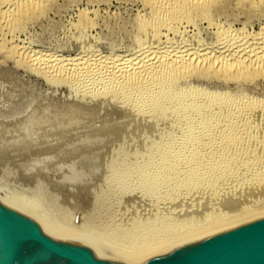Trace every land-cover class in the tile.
I'll return each instance as SVG.
<instances>
[{"label": "rangeland", "instance_id": "obj_1", "mask_svg": "<svg viewBox=\"0 0 264 264\" xmlns=\"http://www.w3.org/2000/svg\"><path fill=\"white\" fill-rule=\"evenodd\" d=\"M146 1L47 0L42 11L29 12L19 23L0 19V187L38 202L35 194L40 196L52 214L37 207L35 211L62 236L90 237L110 246L125 244L143 230L175 229L215 210L234 211L242 201L264 192V76L241 86L218 75L199 74L180 82V88L191 84L208 98L230 97L242 110L244 119L237 125L229 124L226 117L223 124L212 125L214 131L229 126L224 138L235 129L248 133L238 141V149L214 158L209 147L218 139L212 136L202 144L194 133H185L188 124L196 123L195 114L184 113L186 97L174 109L164 103L146 108L141 95L114 91L103 76L87 81L80 73L60 75L38 65L51 62H33L42 53L72 60L95 51L103 57L132 56L152 42L153 28L143 31L144 23L153 18ZM221 2L212 11V20L194 15L192 22L177 25L180 35L165 28L161 32L169 34L172 43L183 38L180 41L192 43L194 50L201 44L215 47L223 30L230 35L264 33L263 8L237 0ZM7 7L0 13L11 18L14 10ZM18 45L33 51V58L17 52ZM246 106L260 109L251 119L244 112ZM211 109L204 114L220 110ZM188 145L194 146V153ZM198 150L208 153L203 163H185L171 183L161 181L168 170ZM187 178L194 182L182 186Z\"/></svg>", "mask_w": 264, "mask_h": 264}, {"label": "bare ground", "instance_id": "obj_2", "mask_svg": "<svg viewBox=\"0 0 264 264\" xmlns=\"http://www.w3.org/2000/svg\"><path fill=\"white\" fill-rule=\"evenodd\" d=\"M221 1L222 0H147L146 2L151 8L153 18L149 23H144L146 25L144 26L143 31L150 32L151 28H153L152 30L154 34L152 35L153 36L152 42L149 45H147V47L143 46L137 51H135L132 56L130 55L128 57H123V58L122 57L114 58L113 55H110V56L103 57L100 54H97L98 52L96 53L95 51V54L94 52H89V54L86 56L82 54L83 56L79 57V59L72 60V59L62 57V56L57 57V55L50 56L49 54L39 53L40 55H38V57L36 56L37 59L35 58V61L33 62H37L36 65L41 62L44 63V61L49 62V63L51 62L50 65L49 63L47 64L49 66H42L41 64H38V65L40 67L48 68L52 73L57 72L60 75L61 74L67 75L66 73H69V76L70 75L73 76V74L75 73L77 77V75L80 73L82 76V79L84 78L87 81L94 80V79H97L103 76V78L108 79V83L109 81H111L110 82L111 86L109 85L108 87L112 88V90L115 87L114 91L116 88H119L122 90L123 93H126V94L129 93L130 91H133V93L131 94L138 93L139 95H141L144 99L141 105H144L146 108H148L149 106L157 107L161 105L162 103H164V104H169L171 108L174 109L177 107L176 103H178L181 98L186 97V102L182 103L184 107V113L189 116L191 115L193 116L195 114L192 118L193 120H195L196 122L195 125L197 126H195L192 123L188 124V126L185 124L187 126V128H185L186 130L185 133L186 134L194 133L196 136L195 138H197L198 141L201 142L202 144L203 142H205V140L208 141L209 138L211 139L212 136L215 137L216 139H218L217 140L218 142L215 143V141L213 140L215 144L214 145L212 144L211 146L209 145L210 146L209 150L213 152H209V153L215 152L212 155L214 156V158L218 157V155L224 158L228 156L227 152L230 153V150L232 149L234 150V148L238 149L237 145H239V143L241 142L240 140H242V138H244L246 134L248 135V133L247 131L246 132L244 131V133L242 132L243 133L242 134L241 133L242 129L241 131L233 129L234 132L227 138H224V134L230 131L229 126H227V128L220 127L222 129L219 128V130L217 129L218 131H214L215 128L212 125H215L216 123L218 125V123L221 122L222 117H226V120H228L229 124L231 125L240 123L244 119L243 113L241 112L242 110L239 109L238 106H235L236 105L234 104L235 101L230 97L228 98L223 97V98L218 99L217 97L213 98V95H212V98H208L207 95L203 96L204 93H198L197 90L193 88L191 84H189L190 87L188 85V88H180L179 85H180V82L182 81L187 82L190 77L192 76L194 77V75H199V74L204 75V76L218 75L227 81L228 80L234 81L237 84H240V86L243 83L246 84V83H251V81L253 80L255 81V79L259 76L261 77V75L263 77L264 76V33L260 34L259 36H248L244 34L243 35L242 34L241 35H238V34L230 35L227 30H226L227 32H225L222 29L223 32L219 31L218 33L219 36H218L217 41L219 42L217 43V45H215V47L212 48L210 46L211 47L210 48V47H207V45L205 46L204 44H201L200 49L198 47L199 50H196V48L194 50L195 46L193 47L192 43L191 44L188 43L189 45L188 44L185 45L183 43L184 41L183 42L180 41V40H183V38L182 39L174 38V40L177 42L172 43L170 42L169 34H163L161 32L165 28V30L167 29L168 32L174 31L175 35L177 36L180 35L178 34L180 32L177 33V29L179 27L177 25H180V23H183L184 20L191 21L192 19L191 17H193L194 15L201 18V20L204 18L209 19L212 15V11L215 8L219 7L220 3H223ZM237 1H238V4H242V5L252 4L254 5V7L257 6L258 8L260 7L264 9V0H237ZM45 2H47V0H0V9L8 6L10 8H13L14 10L12 14L13 17L12 15H10L11 18H4L6 16H2V13H0L1 14L0 19L2 20L3 23L5 22V24H11L13 22L19 23V20L24 19L26 15L28 16L29 12L31 13L33 11H36L37 9L41 10L43 6H45L44 5ZM8 12L9 11H7V13ZM161 33L163 34V36ZM15 48L17 52L22 51L23 52L22 54L25 55V57L26 56L30 57V59L33 58V51H30L28 49L27 50L23 49L24 47L20 45L15 46ZM43 65H46V64H43ZM121 90H120V93H121ZM138 94L137 96H139ZM206 99H209V100H206ZM210 104H214V105L210 106ZM156 107L154 108L156 109ZM246 107L248 108V111L246 110L244 111L245 113H247L246 116L248 115V117L250 116L251 118V116L256 115L255 111H258L257 110L258 106L256 107L246 106ZM209 108L210 109L211 108L220 109V110L218 112L216 111L214 112L211 109L214 113L211 112L210 114L209 112V115L204 114V112L208 113L207 109ZM255 108L256 110H254ZM258 109L260 108L258 107ZM229 111L230 113L228 114ZM180 123L181 122H179V124ZM201 123H204L206 126L205 127L203 126L202 128L200 125L201 128L198 127L199 126L198 124H201ZM227 129L229 130L227 131ZM195 145H196V142H195ZM200 146L199 148H201ZM205 146L208 147V144ZM205 146L202 148L204 149ZM188 147L186 148L188 149ZM191 147L189 148L192 150V153H194L192 149L194 148V146L192 148ZM197 152L198 153L196 154H191L190 152V155L186 156L187 159H184L185 160L184 162L176 164L173 167V169L171 168L170 170H168L167 175L165 173L164 177L162 176L163 174L162 173L161 174V176L163 177L162 180H161V177L160 178L158 177V179L161 181H165V182H170V181L172 182L174 175L177 173V171L181 169V167L185 163L192 164L195 161L202 162L201 159L203 158L206 159L203 156H206L208 153H206V155H202L201 153H199V150ZM202 153L205 154V152H202ZM209 156H208V159H209ZM212 160L216 161L217 159H212ZM191 167L192 166H190V168ZM194 167L195 165L193 166V168ZM208 168L210 169V167ZM192 182L194 181H192L191 178H187V180L184 179V181L180 184L182 186L187 187V185L189 183L192 184ZM170 183H168V186ZM183 183H185V185ZM202 183H200V185ZM182 188L184 189V187ZM255 194H256L255 196L250 195L252 197H250L248 200H244L241 203H239L238 208L235 209L234 211H231V212L226 211L225 213L224 212L222 213V211L220 210H215L213 214L206 217L205 219H202L198 222L194 221L195 223H192V224L190 223V224H187L186 226L183 225L175 229H174L175 226H173V229H171L172 228L171 227L168 230V228H166L167 226H165L164 227L165 230L163 231L157 230L155 232V230H149L148 232H145L146 230L145 231L143 230L144 232L140 231L142 232L141 234L139 232L138 235H136L132 240L130 239L131 242L125 243V244L117 243V245L110 246V244L105 243L106 245H104L100 243L99 241L93 238H90V237H75V236H70V235H65L63 237L68 242H76V241L88 242L96 248V250L98 251L100 255L104 256V254H106L112 259L126 263L128 261H131L133 259L145 256L148 254L157 253L178 242L198 236L221 224L241 218L258 209L264 208V198H262L264 195V192L262 194L261 193L260 194L255 193ZM144 233H147V234H144ZM142 234L144 236H142Z\"/></svg>", "mask_w": 264, "mask_h": 264}, {"label": "water", "instance_id": "obj_3", "mask_svg": "<svg viewBox=\"0 0 264 264\" xmlns=\"http://www.w3.org/2000/svg\"><path fill=\"white\" fill-rule=\"evenodd\" d=\"M39 202L0 187V264H264V208L221 224L157 253L126 263L88 242H68L35 207Z\"/></svg>", "mask_w": 264, "mask_h": 264}]
</instances>
